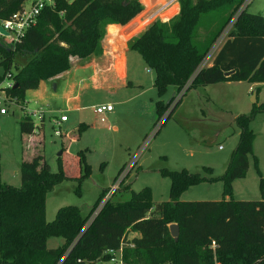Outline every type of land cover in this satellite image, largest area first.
Wrapping results in <instances>:
<instances>
[{"label": "trees", "instance_id": "obj_1", "mask_svg": "<svg viewBox=\"0 0 264 264\" xmlns=\"http://www.w3.org/2000/svg\"><path fill=\"white\" fill-rule=\"evenodd\" d=\"M27 1L0 0V22L21 11ZM53 1L55 7H45L19 42L8 45L0 39L4 71L0 84L7 78L16 85L7 95L18 105L25 103L27 91L68 72L72 58L101 55L107 25L125 26L144 10L138 0ZM244 2L180 0L176 16L165 23L153 22L129 42V49L138 51L153 71L159 99L170 88L176 93L184 90L186 96L191 90L226 82L264 84V18L261 13H249L248 7L242 9ZM139 20L133 22H138L135 31L143 28ZM229 25L232 31L227 40L211 66H204ZM125 29H121L122 37ZM179 103L170 110L171 103L157 101L154 137ZM260 112L264 104L234 120L239 141L222 176L212 177L211 168L202 169L211 177L187 170L166 171L162 176L171 181L167 202L155 204L150 188L140 192L126 188L113 201L108 199L90 224L108 192L99 196L86 216L80 208L66 206L57 211L54 221L45 218L48 193L65 180L81 183L91 176L84 153L77 155L80 169L73 178L65 173L64 152L56 173L41 153L23 161L20 187L2 182L0 170V264H105L111 258L108 252L121 246L123 264H264V201H237L232 196L233 182L245 178L249 170L256 138L250 126ZM43 128L44 120L38 127L27 116L20 121L23 135H35ZM82 132L79 128L78 137ZM205 182L221 183L223 199L181 201L185 192ZM171 225L179 228L177 240L171 236ZM131 233L139 237L129 239ZM50 238L64 243L49 249Z\"/></svg>", "mask_w": 264, "mask_h": 264}, {"label": "rangeland", "instance_id": "obj_2", "mask_svg": "<svg viewBox=\"0 0 264 264\" xmlns=\"http://www.w3.org/2000/svg\"><path fill=\"white\" fill-rule=\"evenodd\" d=\"M155 1L158 2L153 0V3ZM144 3L148 2L145 0ZM247 10L252 14L262 13L264 0H252ZM171 13L168 17L161 15L149 23H146L145 19L144 25L148 27L155 21L168 22L177 14ZM145 26L141 32L146 30ZM231 31L232 25H229L222 34L223 44ZM116 32L121 35V29L110 27L109 37H115L113 33ZM102 49L104 51L103 44ZM218 49H215L214 55ZM116 68L118 72H126V78L124 83H119L120 80L117 79L112 90L102 91L85 84L78 86L81 96L79 111L67 112L61 107L65 101L63 95L65 91L62 88L56 94L58 103L54 109L48 110L43 106L34 105L33 101H28L22 106L9 104L7 114L0 115L2 182L20 187V165L23 159L31 160L39 153L44 156L51 171L56 173L59 169L58 155L64 152L65 173L70 178L79 174L77 156L79 152L84 153L85 162L91 168V176L81 183L65 180L48 193L45 216L47 222L54 221L57 211L66 206L78 207L86 216L99 196L111 190H113L111 201L114 200L116 193L126 188L134 192L150 188L155 204L167 202L171 181L162 176L166 171L187 170L190 173L211 177V174L205 173L204 170L200 172L202 168L210 167L214 170V175L221 174L227 166V160L230 162L231 154L238 143L235 124L229 121L228 124L215 125L199 120L198 127L190 125L189 121L199 116L201 119L213 120L217 117L222 118L223 114H227L229 119L249 115L254 107L264 104V84L247 82L221 83L207 86L205 91L201 90L203 88L197 89L203 98L194 90L189 91L186 96H183V90L171 97L170 88L159 99L153 86L154 73L136 50L127 52L125 70L123 60H119ZM3 72V68L0 67V77ZM55 81L59 80H51ZM70 82H73L71 78ZM8 83L11 81L6 78L3 86ZM258 89L255 103L252 102V97L254 91ZM159 100L164 105L171 103L170 110L176 103H180L159 135L154 137L153 124L157 120L155 105ZM102 104H111L114 112L96 115L94 110ZM38 110L44 112L43 130H36L32 137L22 135L20 131L22 117H25L26 112ZM62 115L68 117V122L62 125L61 137H57L55 133L58 127L53 121L59 120ZM176 120L182 121L183 127ZM33 122L36 127L41 125L38 118L33 119ZM250 127L256 135L253 155L249 159V170L245 178L233 182L232 196L237 201H264V112L255 115ZM79 128L83 132L78 137ZM215 128L218 129L217 132ZM32 139L33 146L32 142L30 143ZM78 188L80 194L77 192ZM222 193L221 183L205 182L185 192L181 196V201H220L224 197ZM136 236L137 234L131 233L129 239ZM63 243L62 239L50 238L47 247L57 249Z\"/></svg>", "mask_w": 264, "mask_h": 264}, {"label": "crops", "instance_id": "obj_3", "mask_svg": "<svg viewBox=\"0 0 264 264\" xmlns=\"http://www.w3.org/2000/svg\"><path fill=\"white\" fill-rule=\"evenodd\" d=\"M152 11L153 10H152V8H150V6H148L147 8H144V10L139 15H137L131 22H129L125 26L117 25V24L108 25L107 29H106L105 37L101 42V44H103V48H104V51L102 52L103 54L101 53V55H99V56H92V57L85 59V60L72 58L71 69L68 72H66L65 74L57 77L56 79H58L59 81H55L56 83L51 82V80L46 81V82H41L39 87L36 90L27 91L25 103H28V101L29 102L33 101V104L36 106H43V107L47 108L48 110L54 109L58 103L56 94L58 93L59 89L64 88L65 92L63 93V95L65 98V101H64V103L61 104V107L67 112L73 111V110L79 111V109H81L80 108L81 96H80V90H78L79 85L85 84L87 86L93 87L94 89H98V90H102V91H108V90L113 89V87L116 85L117 79L120 80L119 83L120 82L124 83V79L126 78V72L125 73H124V71L118 72L117 68H116L117 64L119 63V60H123L124 70L126 69V54L130 50L128 47V44L130 41H132L134 38H136L138 35H140L142 33L140 30L135 31V29L138 28L137 27L138 22L136 24H133V22L140 19L139 22L142 23L143 27H144L145 26L144 21H145V19H147L150 16ZM179 11H180V4H175L168 11H166L163 15H167V17H168L169 13L172 14L171 12H174V13L178 14ZM110 27H116L117 29H122V30L126 28L127 30L125 29V32L122 33L124 38L121 35H118L117 32L113 33V36H115V37H109L110 36L109 35V28ZM145 28H148L147 25L145 26ZM221 47H222V45L220 46V48L217 51H219L221 49ZM112 48L115 50H112ZM215 55L211 58L210 64H208L207 66H211ZM80 62H82V63H80ZM85 72H87V74H84ZM91 74H93V75L90 76ZM82 76H83V78H82ZM70 78L73 81L72 83L70 82ZM73 83H75V84H73ZM205 88H203L201 90L205 91ZM194 92L199 94V97L200 96H202V98L204 97L200 93L199 90H194ZM175 93H176L175 89H172L171 97H173L175 95ZM166 105H167V103H166ZM199 110L202 111L201 109H199ZM62 116H66V115H62ZM221 117L222 118L217 117L213 120H207V118L201 119L199 116V117H195L194 119H191L189 121V124L193 125V126L198 125V127H200V125L198 124L199 120H204L206 122H210V123H213L215 125H218L219 123H227L228 124L229 121L234 123V120L237 118V117H235V118L229 119L227 114H223V116H221ZM44 120H45V117H44ZM177 121L180 123L182 122V121L176 120V122ZM185 126L187 128L186 124H185ZM235 128L238 131L237 134L235 133V136H238L237 139L239 141L240 132L236 126H235ZM220 130L221 129H219V131ZM217 131H218V129L215 128V132H217ZM32 136H34V135H31V137ZM32 141H33V139L30 140V143ZM31 146H33V142L31 143ZM23 161H29V159L26 158V159H23ZM226 165H227L226 168H224L223 172L219 175H214V170L211 168L212 172H213L212 177L222 176L225 173V171L229 165V160H227ZM202 169L200 172H202ZM136 237H139V236L137 235Z\"/></svg>", "mask_w": 264, "mask_h": 264}, {"label": "built area", "instance_id": "obj_4", "mask_svg": "<svg viewBox=\"0 0 264 264\" xmlns=\"http://www.w3.org/2000/svg\"><path fill=\"white\" fill-rule=\"evenodd\" d=\"M139 3L145 8L146 4L147 6H150L152 8V13L150 16L146 19V23L151 22L157 18H159L161 15H163L166 11H168L173 5L179 4L180 0H158V2H154L153 0H146L148 3H144L145 0H138ZM252 0H245L242 9L247 8ZM159 5V6H158ZM158 6V8L155 9V7ZM45 7H55V3L53 0H28L21 11L14 14L9 20L1 21L0 22V28H3L8 34L3 35L0 33V39H3V41L8 45H14L17 42H19L29 27L35 25L37 17L40 15L43 9ZM147 8V7H146ZM262 17L264 18V10L262 11ZM223 44V36H221L216 44L213 46L211 51L209 52L208 56L203 62V65L206 66L207 63L211 60V58L214 56L215 49H218L219 46ZM14 84L11 81V83H8L7 85L3 86V83L0 84V115L4 116L7 114L8 109L7 106L9 104H16L18 105L14 100L8 97L7 91L11 88H13ZM24 105V104H23ZM114 111V107L111 104H103L98 106L94 113L97 115H104V114H110ZM25 116L29 117L30 119H36L38 118V121L41 123L42 120H44V112L38 110L34 112H26L24 114ZM68 121L67 116H61L59 120L53 121V124L58 127V131L55 133L57 137H61L62 132V125ZM35 124V123H34ZM38 127V126H37ZM113 194V190L109 191L107 195L104 198V201L101 203L99 208L96 210V212L93 214L91 219L89 220L88 224L91 223V221L98 215L100 210L102 209L104 203L111 198ZM212 247H215V244H212ZM123 246H121L118 250H111L108 253L111 255L110 261L105 264H123ZM219 264V263H215Z\"/></svg>", "mask_w": 264, "mask_h": 264}, {"label": "water", "instance_id": "obj_5", "mask_svg": "<svg viewBox=\"0 0 264 264\" xmlns=\"http://www.w3.org/2000/svg\"><path fill=\"white\" fill-rule=\"evenodd\" d=\"M0 33L3 34V35H7L8 33L3 29V28H0ZM14 87H16V85H14ZM256 94H257V91H254L253 93V97H252V102L254 101L256 103ZM169 104V102L167 103ZM58 157H61V153L58 155ZM170 229V233H171V236L177 240L178 236H179V228L177 225H171L169 227Z\"/></svg>", "mask_w": 264, "mask_h": 264}]
</instances>
